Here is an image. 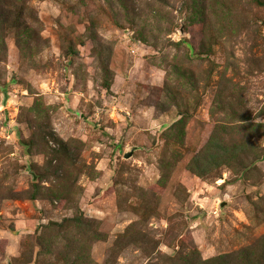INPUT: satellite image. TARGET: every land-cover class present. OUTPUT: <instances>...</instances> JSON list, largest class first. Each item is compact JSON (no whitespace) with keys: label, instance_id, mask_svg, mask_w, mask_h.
Segmentation results:
<instances>
[{"label":"rangeland","instance_id":"1","mask_svg":"<svg viewBox=\"0 0 264 264\" xmlns=\"http://www.w3.org/2000/svg\"><path fill=\"white\" fill-rule=\"evenodd\" d=\"M263 259L264 0H0V264Z\"/></svg>","mask_w":264,"mask_h":264},{"label":"water","instance_id":"2","mask_svg":"<svg viewBox=\"0 0 264 264\" xmlns=\"http://www.w3.org/2000/svg\"><path fill=\"white\" fill-rule=\"evenodd\" d=\"M129 155H130V153H126V154H125V157H128Z\"/></svg>","mask_w":264,"mask_h":264},{"label":"trees","instance_id":"3","mask_svg":"<svg viewBox=\"0 0 264 264\" xmlns=\"http://www.w3.org/2000/svg\"><path fill=\"white\" fill-rule=\"evenodd\" d=\"M263 255V254H262ZM263 261H264V259H263Z\"/></svg>","mask_w":264,"mask_h":264}]
</instances>
